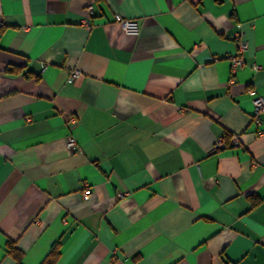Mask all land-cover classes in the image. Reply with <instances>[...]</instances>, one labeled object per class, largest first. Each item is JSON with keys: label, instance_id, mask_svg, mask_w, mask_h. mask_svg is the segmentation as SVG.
<instances>
[{"label": "crops", "instance_id": "1", "mask_svg": "<svg viewBox=\"0 0 264 264\" xmlns=\"http://www.w3.org/2000/svg\"><path fill=\"white\" fill-rule=\"evenodd\" d=\"M256 97L264 0H0V264H264Z\"/></svg>", "mask_w": 264, "mask_h": 264}, {"label": "built area", "instance_id": "2", "mask_svg": "<svg viewBox=\"0 0 264 264\" xmlns=\"http://www.w3.org/2000/svg\"><path fill=\"white\" fill-rule=\"evenodd\" d=\"M86 12L89 15L92 14V7L89 6L87 8ZM114 20L117 24H119L121 26L124 33H126L128 35H137L138 34L139 25H138L137 21L125 20L119 15H116ZM85 25L89 27V22L86 21ZM234 40L236 42L237 51H236L235 55H233L230 58L232 73H235L239 68L244 67L245 60H244L243 55L248 50V42L246 41V39L244 38V36L242 34L236 33L234 35ZM255 69L257 70V69H259V67L256 66ZM80 75L81 74L79 71H74L72 76L70 77V81L79 77ZM252 103H253V107H254L253 113H252V123L258 129H260V127L262 125V116L264 115V99L261 97H256L253 99ZM256 133L260 134L261 130H257ZM67 146H68V148H70L72 150L77 149V145H76L74 138L70 137L67 140ZM241 146L242 145H241L238 137L232 136L229 142H226L223 139L222 140L220 139L219 141H217L214 149L219 150V149H225L228 147L241 148ZM83 199L84 200L90 199V191L88 189L84 190Z\"/></svg>", "mask_w": 264, "mask_h": 264}, {"label": "trees", "instance_id": "3", "mask_svg": "<svg viewBox=\"0 0 264 264\" xmlns=\"http://www.w3.org/2000/svg\"><path fill=\"white\" fill-rule=\"evenodd\" d=\"M6 72L19 73L20 70L13 69V68H8V69H6ZM225 138L229 139L230 136L226 135ZM7 246H8L7 247L8 248V254L13 256L17 260L18 264H20L19 262H20V259H21V254L18 253V251L15 249L14 244L11 241H9ZM59 255H60L59 243H56L52 247L49 255L45 258V260L43 261L42 264H56V262H57V260L59 258Z\"/></svg>", "mask_w": 264, "mask_h": 264}]
</instances>
